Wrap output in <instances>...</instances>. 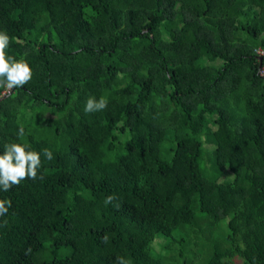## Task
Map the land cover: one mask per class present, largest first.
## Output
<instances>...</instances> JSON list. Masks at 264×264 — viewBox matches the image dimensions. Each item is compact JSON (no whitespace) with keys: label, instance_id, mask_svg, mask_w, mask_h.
Masks as SVG:
<instances>
[{"label":"trees","instance_id":"obj_1","mask_svg":"<svg viewBox=\"0 0 264 264\" xmlns=\"http://www.w3.org/2000/svg\"><path fill=\"white\" fill-rule=\"evenodd\" d=\"M0 31L33 70L0 154L41 156L0 190V264H264V0H0Z\"/></svg>","mask_w":264,"mask_h":264},{"label":"clouds","instance_id":"obj_2","mask_svg":"<svg viewBox=\"0 0 264 264\" xmlns=\"http://www.w3.org/2000/svg\"><path fill=\"white\" fill-rule=\"evenodd\" d=\"M9 43L10 38L7 32L0 31V89H3L5 93H10L14 88L23 87L33 76V70L24 57L16 59L14 56L7 55L6 50ZM106 107L105 98L101 97L97 101L94 97H90L86 102L85 112L101 111ZM18 135H24L22 127ZM44 156L48 160L53 159V154L49 149H44ZM40 167V153L30 150L29 145L22 143L6 144L4 152L0 154V190L7 192L25 179H36ZM114 198V196L107 197L105 204L111 203ZM10 207V200L0 199V217L6 215ZM4 223L6 224L7 221ZM117 264H130V261L124 257H118Z\"/></svg>","mask_w":264,"mask_h":264},{"label":"rangeland","instance_id":"obj_3","mask_svg":"<svg viewBox=\"0 0 264 264\" xmlns=\"http://www.w3.org/2000/svg\"><path fill=\"white\" fill-rule=\"evenodd\" d=\"M204 142L206 145H204V154H203V161H207L209 159H211L212 155H213V152H214V145H210V144H207V139L205 138L204 139ZM233 177V173L229 170V168H226L222 174V177H221V181H230ZM174 237H178L177 235L174 234ZM166 239V238H164ZM174 238L171 237V238H168L166 240L168 241H172ZM194 241H196V238L193 234V238H192ZM163 240L161 237L157 236V238L155 239L154 243H153V248L154 250H157V251H161L163 249ZM200 245L199 244H193L191 246V249H193L195 252H197V250L199 249ZM178 248V246L175 248V250Z\"/></svg>","mask_w":264,"mask_h":264},{"label":"built area","instance_id":"obj_4","mask_svg":"<svg viewBox=\"0 0 264 264\" xmlns=\"http://www.w3.org/2000/svg\"><path fill=\"white\" fill-rule=\"evenodd\" d=\"M255 53L257 55L258 61L261 62L260 59H262V65L259 66V74L264 77V48L263 47L256 48Z\"/></svg>","mask_w":264,"mask_h":264},{"label":"water","instance_id":"obj_5","mask_svg":"<svg viewBox=\"0 0 264 264\" xmlns=\"http://www.w3.org/2000/svg\"><path fill=\"white\" fill-rule=\"evenodd\" d=\"M261 60V62H260V64H259V66H261L262 65V59H260Z\"/></svg>","mask_w":264,"mask_h":264}]
</instances>
